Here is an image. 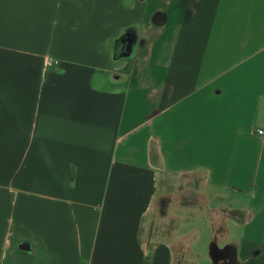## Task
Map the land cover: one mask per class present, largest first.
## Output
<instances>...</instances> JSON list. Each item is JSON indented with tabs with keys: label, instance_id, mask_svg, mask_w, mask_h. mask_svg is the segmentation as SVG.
<instances>
[{
	"label": "crops",
	"instance_id": "1",
	"mask_svg": "<svg viewBox=\"0 0 264 264\" xmlns=\"http://www.w3.org/2000/svg\"><path fill=\"white\" fill-rule=\"evenodd\" d=\"M259 129L264 0H0V264H264Z\"/></svg>",
	"mask_w": 264,
	"mask_h": 264
},
{
	"label": "water",
	"instance_id": "2",
	"mask_svg": "<svg viewBox=\"0 0 264 264\" xmlns=\"http://www.w3.org/2000/svg\"><path fill=\"white\" fill-rule=\"evenodd\" d=\"M165 22V16L163 14H157L155 17H154V23L156 25H162L163 23ZM130 37H133L132 40L130 39ZM130 40L129 42L131 44H135L138 40V36L137 34H133L131 35L130 34V31L126 32L125 36H123L122 40L125 41V40Z\"/></svg>",
	"mask_w": 264,
	"mask_h": 264
},
{
	"label": "rangeland",
	"instance_id": "3",
	"mask_svg": "<svg viewBox=\"0 0 264 264\" xmlns=\"http://www.w3.org/2000/svg\"><path fill=\"white\" fill-rule=\"evenodd\" d=\"M192 196H193V195H192ZM186 200L188 201V203L194 201V199H193V197H191V195H188V197H187ZM213 205L216 206V204H213ZM198 215H199V214H198ZM199 216H200V217H197L196 220H195V222L198 223V226H197V227H202V225H199V224H201V222H202V221H201V220H202V218H201L202 215L200 214ZM189 220H190V219H188L187 224H186V226L183 227V229L186 228V230H189L191 227H193V226H190L192 222H190ZM193 225H194V224H193ZM194 226H196V224H195ZM234 232H237V231H234Z\"/></svg>",
	"mask_w": 264,
	"mask_h": 264
},
{
	"label": "flooded vegetation",
	"instance_id": "4",
	"mask_svg": "<svg viewBox=\"0 0 264 264\" xmlns=\"http://www.w3.org/2000/svg\"><path fill=\"white\" fill-rule=\"evenodd\" d=\"M129 39L128 40H126V42H123V52L125 53L127 50H128V45H127V47H126V44L128 43L129 44Z\"/></svg>",
	"mask_w": 264,
	"mask_h": 264
},
{
	"label": "built area",
	"instance_id": "5",
	"mask_svg": "<svg viewBox=\"0 0 264 264\" xmlns=\"http://www.w3.org/2000/svg\"><path fill=\"white\" fill-rule=\"evenodd\" d=\"M257 135L260 136V137H263V136H264V130L259 129V130L257 131Z\"/></svg>",
	"mask_w": 264,
	"mask_h": 264
},
{
	"label": "trees",
	"instance_id": "6",
	"mask_svg": "<svg viewBox=\"0 0 264 264\" xmlns=\"http://www.w3.org/2000/svg\"><path fill=\"white\" fill-rule=\"evenodd\" d=\"M74 173L73 172H71V174H70V182L72 183L73 181H74Z\"/></svg>",
	"mask_w": 264,
	"mask_h": 264
}]
</instances>
